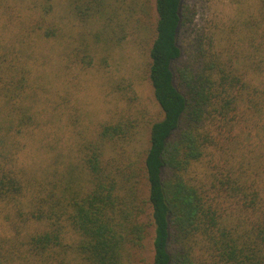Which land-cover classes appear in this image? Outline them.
I'll return each instance as SVG.
<instances>
[{
  "label": "trees",
  "instance_id": "1",
  "mask_svg": "<svg viewBox=\"0 0 264 264\" xmlns=\"http://www.w3.org/2000/svg\"><path fill=\"white\" fill-rule=\"evenodd\" d=\"M60 3L71 18L67 24L56 13ZM260 4L250 19L252 50L244 67L216 77L177 65L186 0H154L149 79L163 117L150 127L143 165L133 121L107 122L85 144L81 167L57 170L47 184L18 169L14 157L20 137L36 124L28 101L34 44L64 39L66 51L73 16L105 28L112 17L106 0H0V201L12 205L21 224L45 223L21 247L10 239L0 244V264H138L151 226L152 264H264V163L250 180L245 169L238 178L228 171L212 184L215 193L188 175L207 148L218 146L215 126L220 133L246 120L262 127L253 119L264 116ZM134 11L138 30L148 29L149 1L136 0ZM230 200L235 214L223 207Z\"/></svg>",
  "mask_w": 264,
  "mask_h": 264
},
{
  "label": "rangeland",
  "instance_id": "2",
  "mask_svg": "<svg viewBox=\"0 0 264 264\" xmlns=\"http://www.w3.org/2000/svg\"><path fill=\"white\" fill-rule=\"evenodd\" d=\"M147 1L151 6L148 29L139 31L133 20L136 0H106L112 17L110 26L105 28L73 16L70 49L64 50V39L34 44L30 62L33 87L28 101L36 124L19 139L14 155L18 169L48 184L55 179V171L69 164L81 167L85 144L104 123L129 120L138 131L135 148L143 165L150 127L163 117L149 79L156 13L154 0ZM186 4L189 11L180 30L183 56L178 67L190 66L196 73L213 71L216 77L224 71L235 73L237 67L242 69L246 53L252 50L249 25L251 17L260 14V0H186ZM56 13L65 24L71 19L61 3ZM86 53L90 56L84 57ZM253 119L261 121L262 129L248 120L237 123L231 132L222 127L220 133L215 126L218 146L207 148L188 175L204 184L210 193L216 191L212 184L219 185L228 171L233 173L232 178H238L245 169L246 174H251L248 180L253 179L264 163V116ZM51 187L50 184L48 189ZM144 188L146 193L148 186ZM226 198L224 194L221 199ZM223 207L231 214L238 211L231 200L224 201ZM150 212L149 206V220ZM44 227L45 223L39 221L19 223L12 205L0 201V244L10 239L21 247L26 235ZM153 235L151 226L136 258L138 264H152Z\"/></svg>",
  "mask_w": 264,
  "mask_h": 264
}]
</instances>
